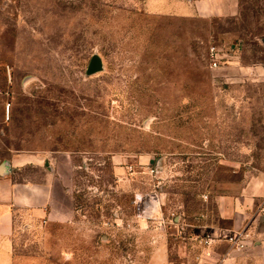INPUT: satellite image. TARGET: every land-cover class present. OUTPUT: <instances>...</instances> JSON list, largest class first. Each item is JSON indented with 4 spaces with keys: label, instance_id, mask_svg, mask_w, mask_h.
<instances>
[{
    "label": "rangeland",
    "instance_id": "obj_1",
    "mask_svg": "<svg viewBox=\"0 0 264 264\" xmlns=\"http://www.w3.org/2000/svg\"><path fill=\"white\" fill-rule=\"evenodd\" d=\"M263 40L264 0L223 19L159 0H0V159L44 157L32 174L52 168L60 202L65 175L72 232L112 245L115 264H143L179 213L218 195L264 201ZM94 55L103 69L87 75ZM137 198L157 201L165 224L140 217ZM86 254L45 264H95Z\"/></svg>",
    "mask_w": 264,
    "mask_h": 264
},
{
    "label": "crops",
    "instance_id": "obj_2",
    "mask_svg": "<svg viewBox=\"0 0 264 264\" xmlns=\"http://www.w3.org/2000/svg\"><path fill=\"white\" fill-rule=\"evenodd\" d=\"M245 1L159 0V6L182 17L223 19L236 16ZM43 161L36 155L0 159V264H45L50 257H62L65 263L76 249L94 252L95 264H115L118 255L112 245H95L93 234L72 232L77 211L71 207L65 175L60 202L54 170L49 168L43 181L32 174L33 169L43 171ZM256 201L255 197L218 195L201 214L179 213L174 232H166L161 253L150 255L143 264H264V201ZM243 228L252 234L253 246L235 251L228 238ZM170 235L178 244L176 259L169 256L166 238ZM207 235L215 238L211 245L200 242Z\"/></svg>",
    "mask_w": 264,
    "mask_h": 264
},
{
    "label": "built area",
    "instance_id": "obj_3",
    "mask_svg": "<svg viewBox=\"0 0 264 264\" xmlns=\"http://www.w3.org/2000/svg\"><path fill=\"white\" fill-rule=\"evenodd\" d=\"M221 56L219 55V52L215 46L210 48L209 51V64L211 69H219L221 67L222 61ZM157 197L156 194H152L150 197ZM153 197L151 199H153ZM151 199H148L145 203L141 202L142 198H137L135 201V204H137V211L138 215L140 217H144L146 219H152L154 217H158L162 221L163 224H165V220L163 216H161L162 207L159 203H155V201H151ZM264 211V209H262ZM156 214V216H154ZM215 241V238H213L210 235L204 236L201 238V243L205 245H211ZM228 241L230 243V246L235 251H247L251 249L253 246V240H252V234L248 230V228H243L241 230H238L237 232H234L232 235L229 236Z\"/></svg>",
    "mask_w": 264,
    "mask_h": 264
},
{
    "label": "water",
    "instance_id": "obj_4",
    "mask_svg": "<svg viewBox=\"0 0 264 264\" xmlns=\"http://www.w3.org/2000/svg\"><path fill=\"white\" fill-rule=\"evenodd\" d=\"M264 43V40H263ZM103 69V62L102 59L98 55H94L91 60L90 64L87 69V75H92L97 72H100ZM159 173V170L156 169V174Z\"/></svg>",
    "mask_w": 264,
    "mask_h": 264
}]
</instances>
